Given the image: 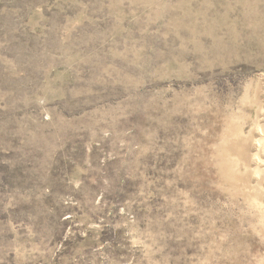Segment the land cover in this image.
Segmentation results:
<instances>
[{"label":"rangeland","instance_id":"1","mask_svg":"<svg viewBox=\"0 0 264 264\" xmlns=\"http://www.w3.org/2000/svg\"><path fill=\"white\" fill-rule=\"evenodd\" d=\"M262 77L264 0H0V264H203L190 145Z\"/></svg>","mask_w":264,"mask_h":264},{"label":"bare ground","instance_id":"2","mask_svg":"<svg viewBox=\"0 0 264 264\" xmlns=\"http://www.w3.org/2000/svg\"><path fill=\"white\" fill-rule=\"evenodd\" d=\"M245 94L239 108L229 104L227 115L216 112L209 128L216 134L213 141L204 137L189 149L190 160L199 149L191 170L211 180L207 193L215 199L208 206L216 211L205 219L210 226L205 240L214 241L203 264H264V252L248 250L242 236L247 225L264 242V77ZM220 219L228 228H217Z\"/></svg>","mask_w":264,"mask_h":264}]
</instances>
